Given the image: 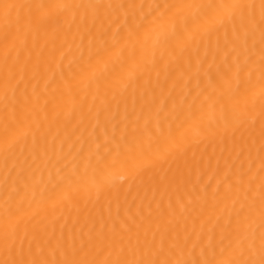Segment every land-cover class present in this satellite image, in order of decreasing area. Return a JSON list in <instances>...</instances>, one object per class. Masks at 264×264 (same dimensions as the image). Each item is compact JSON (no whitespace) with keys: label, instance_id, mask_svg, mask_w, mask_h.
Returning <instances> with one entry per match:
<instances>
[{"label":"bare ground","instance_id":"bare-ground-1","mask_svg":"<svg viewBox=\"0 0 264 264\" xmlns=\"http://www.w3.org/2000/svg\"><path fill=\"white\" fill-rule=\"evenodd\" d=\"M0 264H264V0H0Z\"/></svg>","mask_w":264,"mask_h":264}]
</instances>
